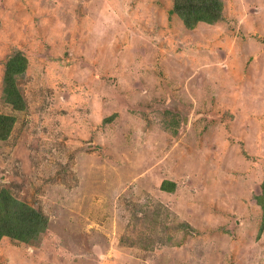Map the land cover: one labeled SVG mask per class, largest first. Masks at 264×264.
<instances>
[{"label":"rangeland","instance_id":"1","mask_svg":"<svg viewBox=\"0 0 264 264\" xmlns=\"http://www.w3.org/2000/svg\"><path fill=\"white\" fill-rule=\"evenodd\" d=\"M221 1L0 0V190L48 217L2 264H264V0Z\"/></svg>","mask_w":264,"mask_h":264},{"label":"trees","instance_id":"2","mask_svg":"<svg viewBox=\"0 0 264 264\" xmlns=\"http://www.w3.org/2000/svg\"><path fill=\"white\" fill-rule=\"evenodd\" d=\"M173 10L186 27L191 28L199 22L214 23L220 20L224 6L221 0H174ZM27 66L28 59L21 52L13 54L5 65L4 98L15 109H24L26 106L15 78L23 74ZM14 120L8 114L0 115V138L9 135ZM175 187L174 181L164 180L162 183V188L167 190H174ZM254 197L264 211V179L260 183V193H256ZM47 225L48 217L41 211L16 198L8 188L0 190V241L3 237H10L30 242L37 239Z\"/></svg>","mask_w":264,"mask_h":264},{"label":"water","instance_id":"3","mask_svg":"<svg viewBox=\"0 0 264 264\" xmlns=\"http://www.w3.org/2000/svg\"><path fill=\"white\" fill-rule=\"evenodd\" d=\"M59 61H60V59H59ZM94 70H96V69H94ZM96 71H98V70H96Z\"/></svg>","mask_w":264,"mask_h":264}]
</instances>
